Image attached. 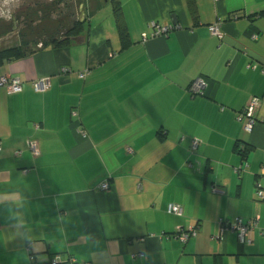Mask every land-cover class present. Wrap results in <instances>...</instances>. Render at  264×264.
<instances>
[{
  "label": "crops",
  "instance_id": "1",
  "mask_svg": "<svg viewBox=\"0 0 264 264\" xmlns=\"http://www.w3.org/2000/svg\"><path fill=\"white\" fill-rule=\"evenodd\" d=\"M96 1L69 46L0 64L23 83L0 88V264H264V0H119L124 50Z\"/></svg>",
  "mask_w": 264,
  "mask_h": 264
},
{
  "label": "rangeland",
  "instance_id": "2",
  "mask_svg": "<svg viewBox=\"0 0 264 264\" xmlns=\"http://www.w3.org/2000/svg\"><path fill=\"white\" fill-rule=\"evenodd\" d=\"M96 0H0V48L17 46L33 53L64 38L72 25L94 11ZM100 2L103 0H99ZM126 1V0H123ZM96 4V3H95ZM109 14V1L102 6ZM152 31H154L152 29ZM152 33L149 32V35ZM164 36H167L164 35Z\"/></svg>",
  "mask_w": 264,
  "mask_h": 264
},
{
  "label": "built area",
  "instance_id": "3",
  "mask_svg": "<svg viewBox=\"0 0 264 264\" xmlns=\"http://www.w3.org/2000/svg\"><path fill=\"white\" fill-rule=\"evenodd\" d=\"M217 2L218 0H214ZM150 28L154 31L151 35H142V40H147L148 37H158V36H164L168 34L170 31L173 30L172 26H166L161 27L155 23H152L150 25ZM208 31L212 36H217L220 38V31H219V24H214L212 26L208 27ZM255 38V36H254ZM81 77H83L81 75ZM36 91H44L48 89L50 86L49 78L45 77L42 78L36 82L33 83ZM205 82L202 79H197L193 84L191 85L190 92L194 95L201 94L203 90L205 89ZM0 88H5L10 93H19L23 90V83L19 80L17 77H1L0 78ZM258 100L254 99L251 100V102L246 106V108L243 110L242 114L239 115V118H245L246 124L244 127L245 132H251L252 128L255 124L254 119V112L257 107ZM82 137H85L84 134H81ZM29 148L33 152L34 155H38L36 145L33 142L29 143ZM100 190H107L109 188V185L107 183H101L99 186ZM256 196L259 200H264V191L260 187H257L256 189ZM167 214L173 215V216H181L182 210L179 206L176 205H169L167 210ZM257 220L243 222L240 219L234 220L231 224L230 223H222V232L225 230H230L237 233L239 242L241 244L248 243L247 240V234L249 231L257 227ZM195 235V231L193 229H188L186 231L179 230L176 234V237L182 242H186L190 237ZM260 235L264 237V229H261ZM33 258V257H32ZM60 260L59 258H54L51 261V264H59Z\"/></svg>",
  "mask_w": 264,
  "mask_h": 264
},
{
  "label": "trees",
  "instance_id": "4",
  "mask_svg": "<svg viewBox=\"0 0 264 264\" xmlns=\"http://www.w3.org/2000/svg\"><path fill=\"white\" fill-rule=\"evenodd\" d=\"M110 1L112 5V15L115 21L116 30L118 33V37L121 43L122 50L126 49L128 44L130 43L127 25L124 20L121 4L119 0H107ZM186 5L189 10L194 14L195 13V6L193 0H185ZM101 5L104 3L101 1ZM88 28V23L86 17L84 19H77V21L72 25V27L65 33L64 38L60 40H54L51 45L53 48H62L69 46L72 42L78 39ZM45 45L44 47H46ZM23 50L17 46L11 47H2L0 48V64L4 62L15 61L23 58L26 56ZM54 259V258H53ZM52 259V260H53ZM51 260V261H52ZM50 261V264H51Z\"/></svg>",
  "mask_w": 264,
  "mask_h": 264
},
{
  "label": "water",
  "instance_id": "5",
  "mask_svg": "<svg viewBox=\"0 0 264 264\" xmlns=\"http://www.w3.org/2000/svg\"><path fill=\"white\" fill-rule=\"evenodd\" d=\"M107 2V0H103V3H106Z\"/></svg>",
  "mask_w": 264,
  "mask_h": 264
}]
</instances>
